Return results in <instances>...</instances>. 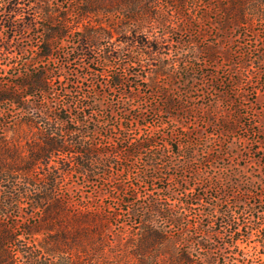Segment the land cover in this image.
<instances>
[{
  "label": "rangeland",
  "instance_id": "obj_1",
  "mask_svg": "<svg viewBox=\"0 0 264 264\" xmlns=\"http://www.w3.org/2000/svg\"><path fill=\"white\" fill-rule=\"evenodd\" d=\"M6 1L0 0V16ZM22 1L30 7L40 5L33 15L39 27L11 32L0 26V36L12 35L16 50L22 48L24 53L11 59L18 61L17 66L0 65L1 91L23 79L25 70H33L31 64L20 65L32 57L38 70L48 68L54 76L64 73L66 78L56 79L50 94L22 97L20 102L30 100L32 111L46 110L49 117H54L62 102L73 100V108L93 103L84 108L89 115L87 135L89 143L104 154L95 175L81 174L73 163V153L64 152L59 161L52 158L49 168L33 167L32 176L13 181L12 174L9 181L0 182V224L4 232L16 237L8 245L30 249L38 256L31 262L19 253L17 263L160 264L163 256H170L174 262L168 259L165 264H183L186 256L191 264H210L207 257L211 255L218 264H228L231 252L237 251L245 252L247 260L241 262L240 258L233 264H264V0H246V24L229 33L220 28L223 17L218 0H154L155 6L148 5V12L141 13L139 20L125 15L126 10L82 17L77 0ZM30 7L22 4L21 10L27 15L33 11ZM15 22L23 25L27 20L17 15ZM62 25L66 34L58 40L60 48L51 59L36 58L37 40L44 37L39 34L36 38L35 32L47 33ZM138 25L144 28L142 34H123L124 28ZM153 33L162 36L160 60L143 57L140 61L138 47L123 46L126 35L141 41ZM87 36L96 37V45L93 50L85 49L84 60L78 58L81 51L72 50ZM119 48L117 58L105 57ZM208 49L213 58H208ZM177 61L183 65L174 64ZM116 76L125 85L109 86ZM69 80L77 84H66ZM166 98L173 99L176 106L167 107ZM45 126L18 114L17 105L0 103V157L17 164L30 160L32 151L37 152L43 143L40 135L46 132ZM83 126L57 125L58 129ZM151 138L155 140L152 151L164 152L155 172L145 164L149 156L145 150L131 152L124 160L120 150L132 151ZM72 142L68 143L74 149ZM104 160L110 165L104 166ZM44 174L47 179L59 175L54 192L59 207L48 209V214L33 209L32 200L26 197L12 205L1 197L10 191L17 197L27 187L36 189L34 196L40 194ZM151 174L155 178H146ZM194 185L193 194L204 198L189 208L181 201L188 198L186 187ZM208 201L217 207L207 205ZM155 207L182 211L183 223L171 224L157 215ZM215 209L219 213L232 209L236 213L233 226L245 223L252 229L244 228L245 234L249 231L247 240L234 249L225 248L229 228L222 221L214 224L215 217L221 220L220 214H209ZM196 223L221 232L210 240L204 236L200 246L187 240L197 231L191 226ZM187 224L189 230L180 233V225L186 229ZM147 225H157L165 233L162 245L151 244L144 229ZM256 227L261 231L254 230ZM52 234L64 235L56 243L66 252L49 250L56 247L48 238ZM164 246L168 252L174 251V257L158 254Z\"/></svg>",
  "mask_w": 264,
  "mask_h": 264
},
{
  "label": "trees",
  "instance_id": "obj_2",
  "mask_svg": "<svg viewBox=\"0 0 264 264\" xmlns=\"http://www.w3.org/2000/svg\"><path fill=\"white\" fill-rule=\"evenodd\" d=\"M17 1V0H7L5 2V5L2 9L3 15L0 16V26L3 28V30H10L11 32H16V31H22V30H34L35 28H38L39 25L36 21V17L33 16L35 15V12H37V8L40 7V5H32L30 7V4L28 3H22L24 1ZM154 0H145L141 2H137L136 0H77L76 6L78 7V15L84 17L88 15H95L99 14L101 12L105 13H111V12H121L123 13L125 10L127 11L125 15L129 16L133 20H138L140 19V16L142 15L141 13H147L148 5H154L153 2ZM183 2V1H182ZM26 5L30 7L31 9L28 10H33L27 12V15L24 13V11L21 10V6ZM246 0H218V9L221 12V15L223 17L222 20H220L219 25L220 28L224 32H231L236 27H242L246 24ZM39 12V11H38ZM17 15L23 16L27 20V22L23 25H18L15 22V18ZM46 17L48 15H45ZM139 16V17H138ZM142 25V24H141ZM64 26H59V27H52L49 29L47 33H42L40 31L35 32L36 33V38H39V34L44 37L43 41H40L39 39L37 40L36 43V58L42 60L41 58L45 59H51L53 56V52L55 50H58L59 44L58 40L62 39L61 37L65 36L64 32ZM144 28L142 26H137L135 29H126L124 28L123 34H131L133 35L132 32L138 33V32H143ZM122 31H119L120 34H122ZM89 33V32H88ZM142 34V33H141ZM130 35H126L124 39L122 40L123 46H130V47H138V54L140 56V61L142 58H146L149 60H160V56L162 55V50H161V39L162 36H158L157 34L153 33L152 35L148 36L146 35V39L139 41L138 39H133L129 37ZM94 39L96 37H89L87 36L84 40L82 39L76 47L72 50V52L75 51H81L80 56L78 58L84 59L87 58L86 53L84 52L85 49H90L93 50V46L96 45ZM40 42V43H38ZM120 49V48H119ZM19 50V52H15ZM16 50V45L13 44V39L12 35H3L0 36V65L4 66H17L18 61H12V58L17 57L16 54H19V56L24 55L22 48H19ZM116 50V53L113 55H105V57L108 60H111L113 58H117L119 56L118 51ZM209 51V49H208ZM214 53L208 52V58H213ZM93 62V59H89ZM37 61V60H36ZM36 61H33V57L30 60H25L24 63L20 64L22 67L26 65H33V70L31 71L25 70L24 77L23 79H17L13 81V85H9L7 87H3V92L0 89V103H3L5 101H9L11 104L17 105L18 108V114H24L26 119H29L31 121H34L35 119L38 120L39 122L43 123L45 126V133H42L40 135L41 143L38 147V151L34 152L32 151L30 155V160L27 159V161L21 162V163H10L8 161H5L2 157H0V182L3 180L9 181L8 179L10 178L9 176H13V181H16L17 179L21 176H32L30 173V170L33 169L36 165H42V168L46 167L49 168L51 167L50 161L52 158H55L56 161L60 160V153L64 152H69L73 153L74 159L73 163H76L79 166V172L81 174L87 175V174H98L97 170L100 168L98 165H101L102 161V155L104 154L103 151H99V148L95 147L93 144L89 143V138H88V133L90 132L87 129V116L84 112V108L87 106H93V103L91 104H82L80 107H77V105L74 106L75 104L73 100L66 101L65 103L59 104V107H57V111L54 113V117H49L48 113L46 110H41V111H32L33 106L32 102L24 101L20 102V99L22 97H27L29 99V96H32V98L36 97L38 94H42L43 96L46 94H50L53 92L52 85L55 82L56 79L60 80L61 78H66V75L64 73H60L59 75H51L50 74V69L46 68L43 70H38L36 66L38 65ZM14 62V63H13ZM133 63L136 61H132ZM14 64V65H13ZM36 64V65H35ZM174 64L177 65H183V63H180V61H177ZM185 64V62H184ZM89 66V65H87ZM187 67V65H185ZM20 68V67H19ZM18 68V70H19ZM36 70V71H35ZM30 71V72H27ZM63 76V77H61ZM111 75L108 74V78L110 79ZM130 78V77H128ZM108 79V80H109ZM129 80V79H128ZM126 81H123L122 78L120 77H115L114 82H110L109 86H113L114 88L117 86H122L125 85ZM66 84H77V82L73 80L67 81ZM12 86V87H11ZM2 88V87H0ZM21 90L24 94L19 93L18 91ZM64 90L68 94L69 90L64 88ZM71 91V90H70ZM7 93V94H6ZM125 93V92H124ZM68 96V95H65ZM84 98H86V95H83ZM44 99V98H43ZM46 100V99H45ZM35 101V99H34ZM21 104V105H20ZM165 104L168 106H176V103L173 99L171 98H166L165 99ZM42 106V105H41ZM166 107V110H167ZM42 108V107H40ZM36 110H39L37 107ZM96 110V109H94ZM3 110L1 111V114ZM73 123V124H83V128H63V129H58L57 125L58 124H63L64 126L66 124ZM86 126V128H85ZM94 131V130H92ZM72 137V138H71ZM71 138V139H70ZM73 141L72 144L75 146L73 149L68 142ZM146 143H138L136 144L137 146H134L132 151L129 149H122V156L124 157V160L128 158L131 152H138V154H142L143 151L148 152L149 156L145 160V164L151 169V170H157V164L158 160L161 159V157L164 155V152H154L150 148V146L155 142L153 138L151 139H146ZM55 157H52L54 156ZM63 160V159H62ZM64 162V161H61ZM106 161L104 160V166H109L106 165ZM17 164V165H16ZM64 170V169H63ZM61 170H58V173ZM155 172V171H154ZM13 174V175H12ZM17 174V175H16ZM60 175V173H59ZM58 175V177H59ZM146 178H155L153 174L151 175H145ZM199 176V175H198ZM57 175H53L50 177V179H47V175L44 174V179H42V183L38 189L39 193L38 195L33 194V190H36L35 188H32L30 190L28 187L26 190L21 191L17 197L10 191L8 193H5L1 195L2 198L10 200L8 204H13V202L18 201L19 198H28L31 199L32 202L30 206L33 209H40L42 212H45V214H48L47 210L52 208L54 209L55 207H59L57 204L58 199L54 198V192L58 188L57 184L59 182V178ZM197 177V174L195 175V178ZM199 178V177H198ZM27 186L31 185L30 182H26ZM189 185V184H188ZM15 186V185H13ZM196 185L188 186L186 187L185 190H189L186 192L187 194V199L184 201H181L182 197H179L180 201L185 205L190 208L191 205H194L198 200H203L204 196L203 194H198L195 195L193 194L194 191L196 190ZM165 190H169L167 187H164ZM188 192H192L191 195H188ZM169 196H174L176 197V194L174 195H169L166 194V197ZM57 200L56 202H54ZM51 204H48L50 203ZM207 205H212L213 208L217 207L215 203L211 202H206ZM47 205H49L47 207ZM184 208V207H183ZM186 211L188 209H185ZM154 211L157 213V215L162 216L164 219L169 221L171 224H181L183 223L182 221L184 220V216L182 211L178 210H173L171 208L169 209H163L160 207H155ZM6 214V213H5ZM208 214L205 213V215ZM212 217L216 216V214H220L221 220L218 219V217H215L214 224L217 221H222L226 224V227L229 228V233L228 236L230 238V241L226 243L224 246L225 248H230L234 249L237 246H239L240 241H246L249 231L245 234L244 233V228L251 229L249 226H247L245 223L241 224L236 223L237 226H233L235 222V214L232 209H226L225 211H220V213L216 209L215 211L209 213ZM215 214V215H214ZM153 221V220H150ZM191 226H196L197 231L191 234L190 239H187L189 241H197L200 246H203L204 236H208L209 240L211 239V236H217L221 230L218 228H215L212 225H209L208 227L204 228L201 226V223H196ZM190 225L187 224L186 229L185 226L180 225V233L184 234L183 231H188ZM146 235L150 238L151 244L154 246L158 244H163L166 240V235L164 232L160 231L157 229V225L152 226V225H147L144 227ZM184 229V230H183ZM179 230V229H178ZM252 230V229H251ZM254 230L260 232L261 227H256ZM83 232V231H81ZM84 233V232H83ZM87 233V232H86ZM194 234V235H193ZM64 237V235H59V234H52L48 238L51 240L52 243H56L57 240L60 238ZM16 237H13L9 235L7 232H4L2 225L0 224V264H18L17 263V254H26L27 258L33 262L38 258L36 254L33 253L30 249L28 250H22L20 248L12 247L11 245L9 246L8 243H11L15 240ZM56 247L54 249H49L51 251H62L66 252L65 249L60 247L61 245L56 243ZM151 247H153L151 245ZM166 246H164L162 249L159 250L158 254H168L172 255L174 257V251L168 252L167 249L165 250ZM153 249V248H152ZM208 250L211 252V249L208 248ZM264 250V248H263ZM232 255L229 256V258L226 260V263L228 264H233L236 261L241 262H246L247 257L245 252H241L239 254L237 251H232ZM25 256V255H24ZM221 256L224 258V255ZM183 260L184 258L186 259V262H181L183 264H191L192 262L191 259H189L186 256L182 257ZM208 263L210 264H218L216 261H214L211 258V255L208 257ZM206 258V259H207ZM171 259L170 256L166 257L163 256L161 259L160 264H165L166 260ZM173 259H171L172 261ZM174 262V261H172ZM231 262V263H230ZM224 263V262H223ZM222 263V264H223ZM26 264V263H24ZM151 264H156V263H151ZM180 264V262L178 263Z\"/></svg>",
  "mask_w": 264,
  "mask_h": 264
}]
</instances>
